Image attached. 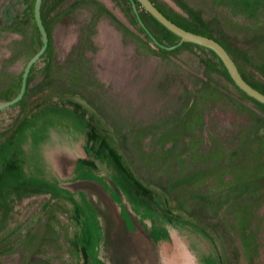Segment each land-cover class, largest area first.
<instances>
[{"label": "flooded vegetation", "instance_id": "1", "mask_svg": "<svg viewBox=\"0 0 264 264\" xmlns=\"http://www.w3.org/2000/svg\"><path fill=\"white\" fill-rule=\"evenodd\" d=\"M133 2L138 15L146 11ZM127 8L136 24L129 0H40L46 45L29 64L43 46L35 0H0V104L9 102L0 107V264L27 262L19 250L34 242L35 223L63 209L64 257L44 254L47 263L222 264L211 233L199 223L193 231L119 167L122 154L85 102L43 94L64 62L61 55L76 57L81 43L100 93L130 86L138 64L123 36L134 26Z\"/></svg>", "mask_w": 264, "mask_h": 264}, {"label": "rangeland", "instance_id": "2", "mask_svg": "<svg viewBox=\"0 0 264 264\" xmlns=\"http://www.w3.org/2000/svg\"><path fill=\"white\" fill-rule=\"evenodd\" d=\"M154 3L181 24L216 36L249 82L264 89V0ZM129 11L134 26L123 36L136 49L138 64L129 87L100 93L89 59L79 50L83 43H77L76 57L61 55L64 62L43 94L85 102L137 179L193 231L199 232V223L211 233L222 264H264V106L237 91L208 51L187 44L169 52L151 46ZM139 12L167 45L170 35L146 11ZM50 214V221L42 215L33 226L34 242L20 248L28 256L24 264H51L44 254L64 257L67 229L59 222L66 223V213ZM64 253L69 258L68 249Z\"/></svg>", "mask_w": 264, "mask_h": 264}, {"label": "water", "instance_id": "3", "mask_svg": "<svg viewBox=\"0 0 264 264\" xmlns=\"http://www.w3.org/2000/svg\"><path fill=\"white\" fill-rule=\"evenodd\" d=\"M131 2V6L133 12L136 14V19L139 25L146 31L148 38L153 42L154 45L163 47L164 49L170 50L176 47L181 43H194L198 44V46L208 48L215 53V56L220 60L222 65L227 71L228 76L232 80V83L240 89L244 94L249 96V98L256 100L262 104H264V93L260 92V90L252 87L240 74L236 63L233 61V58L230 56L229 52L224 48L222 44L216 41V39L212 38L208 35L199 34L198 32L190 31L187 29L182 28L180 25L172 22L167 18L162 11H160L151 0H135L137 1L145 10L146 12L151 15L157 22H159L165 29L174 33L178 37V41L170 46H164L159 41H157L152 33H150L147 29L145 24L141 21L140 16L137 14L136 6L133 0H129ZM39 3L40 0H35V17L38 23L39 28L41 29V34L43 37V46L42 49L35 54V56L30 60L29 64L35 59V57L39 54L40 51L44 50L46 45V38H45V31L41 25V21L39 19ZM23 88H20V92L17 98L21 95ZM9 103V102H8ZM8 103H1L0 107L6 105Z\"/></svg>", "mask_w": 264, "mask_h": 264}, {"label": "trees", "instance_id": "4", "mask_svg": "<svg viewBox=\"0 0 264 264\" xmlns=\"http://www.w3.org/2000/svg\"><path fill=\"white\" fill-rule=\"evenodd\" d=\"M152 2H154V0H153ZM154 5H155L160 11H162V12L164 13V15H165L167 18H169V20H171L172 22L176 23L177 25H180L182 28L187 29V30H190V31L198 32L199 34L208 35V36H211L212 38L216 39V41L219 42L220 44H222V45L224 46V48L229 52L230 56L232 57V53H231L230 49H229V48H228V47H227L222 41H220L219 39H217L216 36H213L212 34H209V33L204 32V31H200V30L198 31V29L195 28V27L187 26V25H185V24H181V22H179V21H177V20H174V19L171 18L169 15H167V14L164 12V10H163L160 6H158V5L155 4V3H154ZM147 15H148V14H147ZM139 16H140L141 21L145 24L146 29H147L148 26H147L146 22L143 20V16H142L141 14H139ZM133 17H134V15H133ZM149 17H150V19H151L155 24H157L159 27H161V28L163 29L164 32H166V33H168V34L170 35V36H169V38H170V42L167 43L166 46L173 45V44H175V43L178 41V37H177V35H175L174 33L170 32V31H168L167 29H165V28H164L159 22H157L152 16L149 15ZM136 25H137L138 29L140 30V32H143V33L146 35L145 37H146L147 41L151 42V41L149 40V38L147 37L148 35L146 34V31H145V30H144V29H143V28L137 23V21H136ZM148 30H149V28H148ZM153 34H154V33H153ZM154 37H155V39H156L157 41H159L161 44L165 45V43L163 42V40L159 39L155 34H154ZM172 39H174V41H172ZM182 44L192 45V46H195V47L198 48V49L206 50V51H208L210 54H212V56H214L215 59H216V60L218 61V63L220 64V66H221V68L223 69L224 74H225V76L227 77V79L232 83V80H231L230 77L228 76L226 69L224 68V66L222 65V63L220 62V60L215 56V53H214L212 50H210V49H208V48H204V47L198 46V44H194V43H181L180 45H182ZM178 46H179V45H177L175 48L171 49L170 51L176 50V48H177ZM156 49L163 50L164 52H169L168 50H164L163 48H160V46H156ZM232 58H233V57H232ZM233 61H234V60H233ZM234 62H235V61H234ZM236 65H237V64H236ZM237 67H238V66H237ZM238 69H239V71L241 72L240 74L242 75V77H243V78H244V79H245V80H246V81H247L252 87H254V88L260 90V92L264 93V89H261V88L255 86L254 84H252L251 82H249V80L243 75L242 70H241L239 67H238ZM232 85L237 89V91H239L240 93H242L243 95H245L246 97L249 98V96H247V95L244 94L242 91H240V89L237 88L233 83H232ZM249 99L252 100L253 102L257 103V104H260V105L264 106V104H262V103H260V102H258V101H256V100H253V99H251V98H249ZM122 157H123V156L120 155V157L117 158L119 167H120L122 170H125V171H126L125 173L128 175V177H131V178L133 179V181H134L137 185H139V186H141V187L143 188V186H142V184H141V181H140L139 179H137V177L135 176V174H134L131 170H129V168H127L128 166L125 164V161L123 160Z\"/></svg>", "mask_w": 264, "mask_h": 264}]
</instances>
